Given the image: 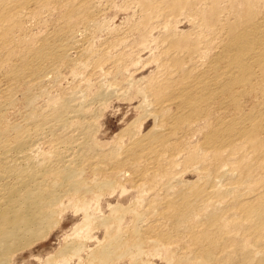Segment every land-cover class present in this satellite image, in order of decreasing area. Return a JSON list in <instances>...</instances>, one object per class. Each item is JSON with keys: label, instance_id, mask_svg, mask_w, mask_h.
<instances>
[{"label": "bare ground", "instance_id": "6f19581e", "mask_svg": "<svg viewBox=\"0 0 264 264\" xmlns=\"http://www.w3.org/2000/svg\"><path fill=\"white\" fill-rule=\"evenodd\" d=\"M70 216L40 264H264V0H0V264Z\"/></svg>", "mask_w": 264, "mask_h": 264}, {"label": "rangeland", "instance_id": "374dc122", "mask_svg": "<svg viewBox=\"0 0 264 264\" xmlns=\"http://www.w3.org/2000/svg\"><path fill=\"white\" fill-rule=\"evenodd\" d=\"M113 14L114 12L112 13V15ZM121 17H123L122 14L119 16L120 19L117 18L116 20H119L118 22H120L122 20ZM134 105L133 103H130V101L127 100H112V103L110 104L108 110L102 117L103 126L101 132H103L104 134L107 133L106 135H109L108 138H110V136L117 132L127 120L135 118L138 113V110L135 108ZM128 117L130 119H128ZM69 215H71V213ZM73 221L74 220L71 216L65 219L62 226L58 227L55 231H53L51 235L47 237V239L36 243L33 249L23 252L22 254L25 255L17 258L16 264H40L39 261L35 259V256H45L48 252H51L56 247H58L63 241L64 234L72 226ZM71 264L74 263L72 262Z\"/></svg>", "mask_w": 264, "mask_h": 264}]
</instances>
